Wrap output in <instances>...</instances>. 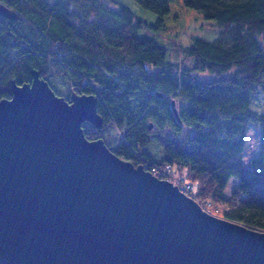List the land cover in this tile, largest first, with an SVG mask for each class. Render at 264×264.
I'll return each instance as SVG.
<instances>
[{
	"label": "trees",
	"instance_id": "16d2710c",
	"mask_svg": "<svg viewBox=\"0 0 264 264\" xmlns=\"http://www.w3.org/2000/svg\"><path fill=\"white\" fill-rule=\"evenodd\" d=\"M0 1L16 14H0V100L12 97L13 82H31L33 70L67 100L94 94L104 125L85 122L88 139L104 138L121 158L160 178L168 179L159 169L170 168L191 183L190 195L205 209L217 206L222 217L264 231V111L251 108L252 96L264 93V0H184L220 27L213 39L193 38L186 49L192 67L169 62L163 45L140 34L146 23L125 4ZM172 1L138 0L160 22ZM200 72L212 77L202 79ZM252 124L259 130L258 152L247 165ZM156 140L163 143L162 157ZM233 176L239 181L226 196Z\"/></svg>",
	"mask_w": 264,
	"mask_h": 264
},
{
	"label": "water",
	"instance_id": "95a60500",
	"mask_svg": "<svg viewBox=\"0 0 264 264\" xmlns=\"http://www.w3.org/2000/svg\"><path fill=\"white\" fill-rule=\"evenodd\" d=\"M0 14L16 17L1 1ZM32 76L0 100V264H264V231L88 139L98 97Z\"/></svg>",
	"mask_w": 264,
	"mask_h": 264
},
{
	"label": "rangeland",
	"instance_id": "374dc122",
	"mask_svg": "<svg viewBox=\"0 0 264 264\" xmlns=\"http://www.w3.org/2000/svg\"><path fill=\"white\" fill-rule=\"evenodd\" d=\"M118 3L129 6L137 19L146 23L141 29L142 36H150L156 39L158 43L166 49L167 60L173 63H182L186 67L194 65V58L187 54V47L196 36L206 37L209 39L215 38L220 31V27L214 19H207L205 15L191 7L185 5L184 0H173L171 2V12L167 15L163 22L159 21V16L155 12L142 7L138 0H112ZM202 79H210L211 74L203 72L198 73ZM56 91L61 95H66L65 88L58 87ZM251 108L257 112L264 111V93L256 92L252 96ZM152 136L156 138L159 130L152 127ZM250 134L247 139V150L244 154V163L249 164L250 159L257 155L258 143L255 141L259 130L253 124L250 126ZM110 133L114 130L110 129ZM183 137V136H179ZM178 137V138H179ZM180 140V139H178ZM116 139L113 140V143ZM155 153L158 157L164 155L163 143L160 140L153 142ZM249 145V147H248ZM239 181V178L233 176L225 190V195L229 196L233 186ZM192 194V193H191ZM197 200V199H196ZM198 201V200H197ZM207 210V209H206ZM210 213L222 217L217 206L213 207L209 204L208 210Z\"/></svg>",
	"mask_w": 264,
	"mask_h": 264
},
{
	"label": "built area",
	"instance_id": "2783aa9c",
	"mask_svg": "<svg viewBox=\"0 0 264 264\" xmlns=\"http://www.w3.org/2000/svg\"><path fill=\"white\" fill-rule=\"evenodd\" d=\"M159 170L160 172H158V174H165L167 177L171 178L173 182L178 185L184 192H186L187 194H191L193 188L190 182L181 177L173 176V174H171L170 168L168 167L164 169L160 168Z\"/></svg>",
	"mask_w": 264,
	"mask_h": 264
}]
</instances>
